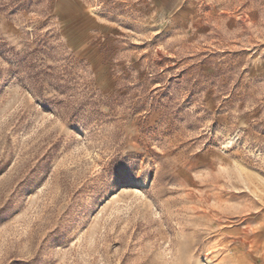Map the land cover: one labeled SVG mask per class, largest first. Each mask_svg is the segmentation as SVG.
Instances as JSON below:
<instances>
[{"label": "rangeland", "instance_id": "rangeland-1", "mask_svg": "<svg viewBox=\"0 0 264 264\" xmlns=\"http://www.w3.org/2000/svg\"><path fill=\"white\" fill-rule=\"evenodd\" d=\"M0 264H264V0H0Z\"/></svg>", "mask_w": 264, "mask_h": 264}]
</instances>
